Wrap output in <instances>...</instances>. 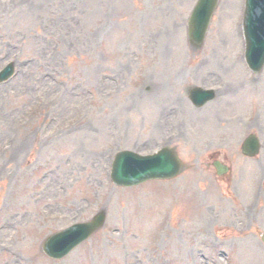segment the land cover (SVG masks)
Masks as SVG:
<instances>
[{
  "label": "rangeland",
  "instance_id": "374dc122",
  "mask_svg": "<svg viewBox=\"0 0 264 264\" xmlns=\"http://www.w3.org/2000/svg\"><path fill=\"white\" fill-rule=\"evenodd\" d=\"M7 1L12 8L6 15L0 2V67L13 60L17 74L0 90V264H201L198 248L208 264H225L221 249L241 237L246 244L232 247V264H264V243L257 241L264 233V150L245 160L239 152L243 136L232 143L235 149L224 148L218 136L198 155L185 148L190 167L175 180L125 189L107 179L114 152H150L165 140L155 123L161 111L156 96L161 91L162 105L175 103L178 93L165 90L171 79L182 80V88L202 80L207 86L225 82L223 92L242 90L240 104L234 98L222 105L231 107L224 115L228 129L245 121L262 134L264 112L251 113L255 101L264 105V71L257 87L256 78L247 82L251 75L223 63L231 56L243 61L241 42L233 53L239 47L233 18L242 0H221L200 54L186 40L195 0ZM218 33L230 45L226 50L213 48ZM191 110L185 103L177 113L187 114L190 130L204 128V134L222 115V109L204 115H189ZM51 114L56 120L50 126ZM177 131L182 135V126ZM18 144L23 148L14 157ZM214 150L221 156L238 152L229 156L233 176L224 182L207 166ZM249 169L251 176L238 182ZM255 190L258 206L245 207ZM102 208L108 218L101 232L64 260L42 254L48 234ZM112 228L123 234L113 236Z\"/></svg>",
  "mask_w": 264,
  "mask_h": 264
},
{
  "label": "water",
  "instance_id": "95a60500",
  "mask_svg": "<svg viewBox=\"0 0 264 264\" xmlns=\"http://www.w3.org/2000/svg\"><path fill=\"white\" fill-rule=\"evenodd\" d=\"M216 2H217V0H213L212 5H211V10L208 9V11H207V15L210 14V16H211V14H212V12H213V10H214V8H215ZM203 3H204V0H202L201 4H199L198 7H199V8H203V6L205 5V4H203ZM210 11H211V13H210ZM196 20H197V19H196V13H194L193 18L191 19V23H192V24H195V21H196ZM208 21H209V19H208ZM198 24H199V23H198ZM196 30L199 31L197 35L201 36V30H198V29H196ZM204 34H205V33H204ZM204 34L202 35V37H204ZM191 38H192V40H194V41H201V39H202V38H201V39H197V38L195 37L194 29H191ZM168 154H169V153H168ZM170 160H172V159L168 156V159H167V161H166V167H167V169L172 170V168L170 167V164H169V161H170Z\"/></svg>",
  "mask_w": 264,
  "mask_h": 264
},
{
  "label": "bare ground",
  "instance_id": "6f19581e",
  "mask_svg": "<svg viewBox=\"0 0 264 264\" xmlns=\"http://www.w3.org/2000/svg\"><path fill=\"white\" fill-rule=\"evenodd\" d=\"M72 98L70 97L69 98V100L68 101H70ZM27 142L29 143V139L27 140ZM23 148V145H18L17 147H16V149H15V151H14V157L17 155V154H19L20 152H21V149ZM87 169H88V167H87ZM56 175V174H55Z\"/></svg>",
  "mask_w": 264,
  "mask_h": 264
}]
</instances>
